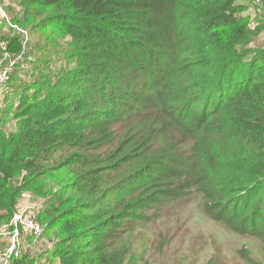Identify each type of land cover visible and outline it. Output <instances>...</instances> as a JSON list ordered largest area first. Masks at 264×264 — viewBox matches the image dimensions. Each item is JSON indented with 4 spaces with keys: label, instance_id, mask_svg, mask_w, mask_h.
<instances>
[{
    "label": "trees",
    "instance_id": "16d2710c",
    "mask_svg": "<svg viewBox=\"0 0 264 264\" xmlns=\"http://www.w3.org/2000/svg\"><path fill=\"white\" fill-rule=\"evenodd\" d=\"M18 1L14 25L71 41L67 67L21 94L15 131L0 122L4 218L31 193L47 201L40 221L58 230L46 253L54 264H135L127 228L137 212L200 193L213 220L264 242V7ZM1 39L21 51L14 29ZM247 247L238 252L258 263Z\"/></svg>",
    "mask_w": 264,
    "mask_h": 264
},
{
    "label": "rangeland",
    "instance_id": "374dc122",
    "mask_svg": "<svg viewBox=\"0 0 264 264\" xmlns=\"http://www.w3.org/2000/svg\"><path fill=\"white\" fill-rule=\"evenodd\" d=\"M247 8L264 7V3L253 4L239 0ZM264 12V11H263ZM23 13L18 0H0V71L10 69L9 79L0 82V122L6 133L16 129L14 112L19 105L21 94L30 85L52 70L57 77L67 67L64 53L70 38L66 41H54L48 34L34 32L31 26L23 30L14 25L12 20ZM264 22V15H263ZM257 23L254 24L256 26ZM24 37L21 51L12 55L9 42L1 39L2 34L11 30ZM264 42V34L262 36ZM45 66L48 70H44ZM39 69H38V68ZM120 133V131H119ZM188 144L192 141H187ZM183 148H192L183 144ZM191 179L183 177L180 186L169 191L176 193L183 190ZM202 194L195 193L178 201L151 203L150 207L137 212L141 220L128 224V231L133 249H137L138 260L135 264H250L238 250L248 245L258 263L264 264V242L262 239L242 233V225L236 231L224 222L213 220L201 207ZM47 205L46 199L31 193H25L16 206L12 219L4 218L0 211V264H12L16 258L29 256L30 264H54L56 257L49 251L56 240L58 230L48 231L40 221ZM27 216H36L43 231L34 234L25 225ZM234 224L236 225L235 221ZM15 247L13 253L12 249ZM246 248V247H245ZM17 255V256H16ZM31 258V259H30ZM33 258L37 259L34 260ZM52 263H48V261ZM254 264V263H252Z\"/></svg>",
    "mask_w": 264,
    "mask_h": 264
},
{
    "label": "built area",
    "instance_id": "2783aa9c",
    "mask_svg": "<svg viewBox=\"0 0 264 264\" xmlns=\"http://www.w3.org/2000/svg\"><path fill=\"white\" fill-rule=\"evenodd\" d=\"M244 2H249L253 4H261L264 3V0H243ZM10 69L5 68L4 70L0 71V82H6L9 79ZM25 225L27 228L32 231L36 235H40L43 231V228L39 221L37 220L36 216H27L25 218ZM15 247L12 249V253L14 251ZM17 256V255H16Z\"/></svg>",
    "mask_w": 264,
    "mask_h": 264
}]
</instances>
